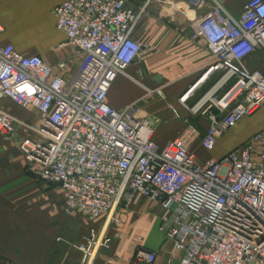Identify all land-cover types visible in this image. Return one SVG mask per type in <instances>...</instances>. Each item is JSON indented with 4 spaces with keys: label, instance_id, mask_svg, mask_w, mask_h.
I'll return each instance as SVG.
<instances>
[{
    "label": "built area",
    "instance_id": "built-area-1",
    "mask_svg": "<svg viewBox=\"0 0 264 264\" xmlns=\"http://www.w3.org/2000/svg\"><path fill=\"white\" fill-rule=\"evenodd\" d=\"M153 1L65 0L57 6V26L68 38L61 47L71 45L82 56L71 78L56 74L42 55L4 42L0 22V134L15 140L25 125L1 106L4 100L38 113L29 126L35 136L21 137L19 147L30 174L61 186L65 210L89 222L74 245L80 264H94L111 247L119 209L142 199L159 204L162 231L172 221L165 231L172 247L139 246L129 264H264V127L221 157L197 154L199 145L214 150L221 136L264 105V69L246 62L264 52V0H249L239 15L227 0H167L184 5V13L200 10L193 37L207 41L212 58L201 80L215 72L220 77L202 105H186L194 115H209L205 135L191 126L163 146L135 106L116 109L108 99L143 48L138 30ZM0 264L14 263L0 258Z\"/></svg>",
    "mask_w": 264,
    "mask_h": 264
},
{
    "label": "crops",
    "instance_id": "crops-1",
    "mask_svg": "<svg viewBox=\"0 0 264 264\" xmlns=\"http://www.w3.org/2000/svg\"><path fill=\"white\" fill-rule=\"evenodd\" d=\"M64 1L0 0V22L5 27L2 34L4 42L13 44L24 54L42 55L47 62L54 65L56 74L71 78L77 71L82 56L71 45L61 47L68 38L57 26L54 9ZM145 1L133 0V3L141 5ZM248 1L227 0L225 5L233 14L239 15ZM175 3L167 0L152 2L138 30V37L144 44L143 49L128 67L127 74L121 75L113 83L108 94L109 103L116 109L135 106L136 116L147 119L153 125V139L161 146L179 137L191 126L199 130L200 138L205 135L210 125L209 115H194L187 106H200L208 100L205 96L220 77V73L215 72L201 80L212 58L207 41L193 37L192 20L200 15V10L188 9L184 13V5ZM263 53V50L255 52L247 59V65L252 69H264ZM61 62H66V68H60ZM197 82L199 83L189 98L185 103L182 102L180 98ZM1 106L26 121L36 112L33 109L23 110L25 108L22 107L15 113L14 108L19 105L9 99L4 100ZM263 110L264 105L255 115L243 118L221 136L216 148L212 150L216 151L214 157H221L242 145L264 127V121L260 120ZM29 135L35 136L34 133ZM200 150L205 149L199 145L197 153ZM65 198L66 193L61 186L48 184L30 174L20 147L0 135L2 261H11L14 264H44L20 259L16 247L22 243L28 247L32 244L42 245L45 249L58 246L56 249L65 258L73 256L65 241L58 240L60 233L69 225L74 230L71 220L75 217L78 221L77 230H80L77 233L80 241L90 224L65 210ZM104 250L94 264L101 256H105L109 264H116L114 254H108ZM132 256H124L117 264H129ZM160 259L165 258L161 256Z\"/></svg>",
    "mask_w": 264,
    "mask_h": 264
},
{
    "label": "rangeland",
    "instance_id": "rangeland-1",
    "mask_svg": "<svg viewBox=\"0 0 264 264\" xmlns=\"http://www.w3.org/2000/svg\"><path fill=\"white\" fill-rule=\"evenodd\" d=\"M143 22H141V26ZM21 108V106H15V113H18ZM28 109L29 108H25L23 110ZM33 114L34 116H31L28 121L22 118L25 125L23 128H19L15 140L6 138L4 135L0 134L1 137L12 141L19 146L21 137L33 134V130L29 128V126H32L37 121L38 113L33 112ZM260 120L261 122L264 121V110L262 111ZM214 153H216V151L200 150L197 154L200 157L207 159L214 157ZM118 215L121 218V223H116L112 226L109 231L112 237L111 247L104 250L108 254H114L113 259L116 261V264L120 263L124 256H128L129 254L133 255L139 246L142 245L149 249H163L165 252L172 247L167 241L165 231H162L164 215L159 204L156 202L144 199L137 205L133 203L129 206L120 208ZM71 221L73 222L74 230L72 231L69 227L70 225L68 228L65 227L64 231L60 233L59 238L60 240L65 241L68 250L74 254L73 256L65 258L64 254L56 249L58 246H50L48 249H45V246L42 245L33 246L32 244L31 247H28L22 243L16 247L20 259L23 261L25 260L26 262L36 261L44 264H80L82 253L74 247V245H78L79 243L77 233H79L80 230H77V219L72 217ZM67 233L68 236H65ZM96 264H109V262L106 260L105 256H101Z\"/></svg>",
    "mask_w": 264,
    "mask_h": 264
},
{
    "label": "water",
    "instance_id": "water-1",
    "mask_svg": "<svg viewBox=\"0 0 264 264\" xmlns=\"http://www.w3.org/2000/svg\"><path fill=\"white\" fill-rule=\"evenodd\" d=\"M143 49V48H142ZM172 223V221H169V224L166 226L165 231L168 230L169 225Z\"/></svg>",
    "mask_w": 264,
    "mask_h": 264
}]
</instances>
